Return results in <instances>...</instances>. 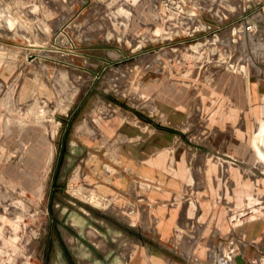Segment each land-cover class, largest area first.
I'll return each instance as SVG.
<instances>
[{"label":"rangeland","instance_id":"1","mask_svg":"<svg viewBox=\"0 0 264 264\" xmlns=\"http://www.w3.org/2000/svg\"><path fill=\"white\" fill-rule=\"evenodd\" d=\"M173 91L198 180L156 203L168 223L147 209L161 182L111 186L129 168L107 123L155 120ZM240 105L220 148L217 123ZM263 129L264 0H0V264H264L243 238L264 220ZM206 203L224 206L222 228Z\"/></svg>","mask_w":264,"mask_h":264},{"label":"crops","instance_id":"2","mask_svg":"<svg viewBox=\"0 0 264 264\" xmlns=\"http://www.w3.org/2000/svg\"><path fill=\"white\" fill-rule=\"evenodd\" d=\"M184 97V93L180 94L176 91L169 94L158 92L157 100L162 101L163 104L162 109L156 112L157 116L155 120L153 118L151 121L149 114H147L148 119L146 118L147 116L144 117L143 115L136 114L133 119H129L131 122H124V125L123 123L114 122L112 118L107 123L112 142L119 153L120 163L129 168L127 174H115V182L111 186L123 191V187L125 186L133 189L135 187L133 179L137 177L148 181L146 183L161 182V186H157L156 189L149 191L148 195L150 198L148 201L150 203L147 209L152 211L151 208L157 206L152 212H156L162 216L166 222L169 221L170 212H167L156 203L169 197L173 190H185L186 187L191 186V183L198 180L196 172L197 151L196 146L193 145L194 140L190 136L193 129L191 127L188 128L189 126L186 125L188 117L191 114L188 110L181 108V101L185 100ZM237 99L239 101H254L259 100L260 95L254 93L250 95L240 94ZM166 101H171L172 105H164ZM245 106L247 105H240L239 109L231 111L230 114L226 112V114L221 115L222 119L217 123V127L221 130V135H224L219 142L220 148L228 147L229 143L227 141L228 130L222 128H228L227 124L232 122L237 124L236 127L240 126L244 122V120L242 122L239 121L240 117L244 118L246 110H249ZM128 123H131V127ZM182 126L187 127L189 130H186ZM205 128L207 129V127ZM188 137L189 139H186ZM194 137H197V133H194ZM205 139V144L212 141L211 139L209 141L207 138ZM124 181L128 183L125 184L123 183ZM203 213L209 215L211 221H219L222 228V225H224V206L213 207L211 204L206 203ZM166 222L158 226V233L161 239L167 242L171 238L174 220H172L171 227H167ZM153 224L156 226L154 218ZM243 238L244 240H248L245 243L248 249L250 248L249 246H253L257 256L263 257L260 252L264 253V220L261 224L250 222L244 228ZM212 241L213 239L211 238ZM239 254L244 255L248 264L247 253L242 252ZM190 258L191 255H189V258L181 257L180 262ZM146 264H148L147 259ZM157 264H165V261H159Z\"/></svg>","mask_w":264,"mask_h":264},{"label":"bare ground","instance_id":"3","mask_svg":"<svg viewBox=\"0 0 264 264\" xmlns=\"http://www.w3.org/2000/svg\"><path fill=\"white\" fill-rule=\"evenodd\" d=\"M84 124V123H83ZM83 124H81L80 126L82 127V125ZM86 124H84V126H85ZM88 126V125H87ZM86 126V127H87ZM79 128V127H78ZM87 129V128H86ZM80 131V130H79ZM78 131V132H79ZM82 131H80V133H81ZM51 139V138H50ZM41 143V142H40ZM49 144V143H48ZM52 146V145H51ZM35 147H37V146H35ZM258 150H259V153H260V156L261 157H263L264 158V129L261 131V133L258 135V140H257V143H256V146H255ZM40 148V147H39ZM34 150V149H33ZM36 150V149H35ZM46 151V150H45ZM38 153V152H37ZM39 156H40V154H39ZM37 157V156H36ZM41 158V157H40ZM31 161V160H30ZM41 162V161H40ZM25 164H27V163H25ZM31 164V163H30ZM36 164V163H35ZM40 165V164H39ZM23 167V166H22ZM38 167V166H37ZM39 167H41V166H39ZM32 169V168H31ZM26 170V169H25ZM18 173H19V171H18ZM22 174V173H21ZM28 176L27 177H25L26 178V180L27 181H29V180H32V175H31V172H27L26 173ZM151 175V174H150ZM22 176V175H21ZM158 176V175H157ZM23 177V176H22ZM34 180V179H33ZM39 180V179H38ZM23 181H25V180H23ZM118 183V182H117ZM25 184H27V183H25ZM119 184V183H118ZM33 186V185H32ZM40 186V185H39ZM39 188V187H38ZM37 189V188H36ZM31 190V189H30ZM33 195V194H32ZM39 195V194H38ZM92 239H93V241H98V240H103L102 238H101V235H100V233L99 232H93L92 231ZM238 255H235V257H237ZM236 264H237V259H236Z\"/></svg>","mask_w":264,"mask_h":264},{"label":"water","instance_id":"4","mask_svg":"<svg viewBox=\"0 0 264 264\" xmlns=\"http://www.w3.org/2000/svg\"><path fill=\"white\" fill-rule=\"evenodd\" d=\"M236 259H237V264H247V261H246L244 255H242V254H239L236 257Z\"/></svg>","mask_w":264,"mask_h":264},{"label":"built area","instance_id":"5","mask_svg":"<svg viewBox=\"0 0 264 264\" xmlns=\"http://www.w3.org/2000/svg\"><path fill=\"white\" fill-rule=\"evenodd\" d=\"M246 24H247V27H246L247 30L250 31V32L253 31V24H251V22H249V21H247Z\"/></svg>","mask_w":264,"mask_h":264}]
</instances>
